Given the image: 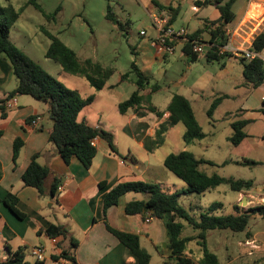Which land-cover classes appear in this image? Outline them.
<instances>
[{"label":"crops","instance_id":"obj_1","mask_svg":"<svg viewBox=\"0 0 264 264\" xmlns=\"http://www.w3.org/2000/svg\"><path fill=\"white\" fill-rule=\"evenodd\" d=\"M154 1L150 0V3L153 4L155 9H160L158 5L163 6L157 1H155V4ZM175 8L179 9V7ZM160 10L165 11V9ZM249 11L254 14L256 12V14L248 17ZM203 21L193 29L189 28L188 21L185 22V26L191 33L200 28L203 25ZM246 21L252 22L251 24L258 29L264 26V0H246L245 10L239 19V23L234 24L232 21L227 25V29L232 27L239 28ZM156 41L157 39L154 36L143 42L140 51L137 49L133 50L138 60L135 65L148 81V84H144L145 86L140 89V95H148L150 90H162L158 83L162 75H150L151 69L154 63L165 61L170 54L164 52ZM177 46L181 48V45ZM113 76H110L102 89L96 90L90 85L93 91L84 94V96L90 94L94 96L91 104L98 98L111 101L115 97L110 109L106 110L103 106L88 109L92 108L89 107L91 105L89 104L79 112L78 119L90 126L111 132L118 155L111 151L106 141L96 138V154L88 168L77 157H72L69 163H65L58 154L54 144L49 142L52 121L48 116L47 103L35 100L29 95H15L13 96L15 97V103L12 107L6 108L5 115H2L0 111V261L8 259L9 250L13 252L23 250L24 260L29 264H68L54 257L61 252V247H71V239H74L76 247H71V250L74 253L75 264H136V258L129 248L122 244L107 229L106 224L113 229L137 235L141 247L150 255V264H152L154 256L157 264H163L169 255V250L166 248L167 236L162 220L154 216L149 218L150 212L145 209L138 214H128L125 211V206L128 202L144 199L145 196L143 194L136 192L123 194L119 197L117 204L107 209L105 220L102 217L103 198L119 182L145 181L162 184L159 181L161 169H159V165L156 170L154 169V161L152 159L155 156V150L159 146L154 147L153 141L159 125L168 118L169 112L166 107L171 99L170 97L167 100L163 109L141 102L139 109L130 108L124 114H121L118 111V104L127 99L123 98L124 94L120 91L123 84L135 85V90L137 85L128 75L125 78H122V75H118L114 81H110ZM153 84L157 86L155 90L152 88ZM249 85L252 86L251 84ZM16 87L17 79L12 72L11 64L3 54H0V98H6ZM263 94L264 91L261 92L258 100L251 95L255 104H245L244 108L239 111L241 116L239 119L247 120L248 122L243 129L246 137L236 145V149L248 144L251 140L252 134L249 132V128L262 114L260 109L262 107ZM225 95L227 97L222 101L230 98L227 93ZM185 97L189 100L188 96ZM148 106L156 107V110L160 111L161 115L157 116L155 112L149 110ZM233 121L235 120H232L229 124L231 133L227 136V140L232 134L231 123ZM173 126H169L164 132L162 143H164L166 134ZM257 136L263 148V155L260 158H253L246 153L216 162L209 158L198 157L212 161L214 165L211 166L215 167L217 165L215 169L209 171H204L200 167V170L207 175L218 174L226 178L233 177L252 181L253 186L250 190L235 192L237 194L233 205L243 208L261 204L263 203L262 200H264V176H259L255 173V169L264 168V131H259ZM16 138H20L23 141V145L14 163L12 158L13 141ZM36 153H38L37 162L47 166L50 173L45 186L46 193L43 195H40L36 188L26 186L21 178L32 155ZM166 155L163 154L160 158L157 157L158 163L163 165ZM243 160H253L257 164L247 165L239 163ZM229 165L236 166L235 172H227L226 174L217 169L220 167L222 169L227 168ZM54 178H58L59 182L55 194L50 195L48 189ZM219 186L214 190L226 192L225 188L218 189L220 188ZM8 193L17 197L16 207L24 214L23 218H18L3 203L2 200ZM205 193L200 195L203 196ZM184 195L187 197L192 196L191 194ZM242 200L246 201L247 204L245 206H242ZM220 203L222 206L215 211L216 214L225 210V203ZM208 206L203 208L201 205H192L189 206V210L194 208L201 210L203 208V211H205ZM203 211H200V213ZM198 216L194 215L196 218ZM146 219L149 220L146 221ZM257 219L259 217L256 215L251 216V220ZM50 225L65 227L66 236H59L57 242L53 243L46 232ZM186 225L191 227L183 222L182 236L193 237L196 240L197 231L192 227L196 233L183 234ZM241 233L245 235L247 240H260V244L264 248V229L254 231L251 225L248 224L247 228ZM211 234H213V237L218 236V240L221 239L219 242L220 246H217L218 241H215L213 248L209 249L207 247L211 252L216 254L218 251L219 254L224 256L225 260L221 262L218 254H216L220 263L240 264L238 260L242 258L247 249L240 252L239 245L241 241L237 239L235 242L229 237L227 238L228 235L234 236L236 233L231 231L224 232L223 230L207 231V236ZM240 236L237 235V238ZM222 240H225V243ZM192 241L187 245L188 253L194 259L195 264H200L202 249L197 245L199 247L194 250L197 254L195 255L194 253L193 255V253H190L193 248L190 244ZM196 244H198L197 241ZM34 246H42L44 248L45 253L42 261H36L30 255L29 250ZM222 248L224 252L219 251ZM263 252L264 249L254 251V253L258 254Z\"/></svg>","mask_w":264,"mask_h":264},{"label":"trees","instance_id":"obj_2","mask_svg":"<svg viewBox=\"0 0 264 264\" xmlns=\"http://www.w3.org/2000/svg\"><path fill=\"white\" fill-rule=\"evenodd\" d=\"M235 1L198 0L195 2L198 6L212 4L220 13L219 17L215 20L205 19L203 25L189 36L198 37L202 33L208 34V41L213 44L204 54V57L208 61L218 60L224 56L218 54V46H223L228 41L227 25L234 20L235 15L232 11V5ZM28 3H32L38 8L36 0H28ZM158 7L170 12L171 15L168 22L172 24L178 15V8L172 5H158ZM19 11H16L11 4L0 7V54H3L9 60L12 72L17 79L15 90L9 93L6 98H0V111L2 115H5V105L11 97L15 95H29L35 100L48 104V116L52 121L49 142L54 144L58 154L63 158L65 163H69L72 157H77L86 168L90 167L96 154V148L90 144L93 138H101L106 141L111 151L118 155L111 132L99 127L90 126L78 119L79 112L93 102L94 96L92 94L84 96L78 90L65 86L64 83L33 61L10 39L9 28L18 19ZM106 18L117 22L109 7ZM43 31L50 40L45 57L58 62L65 72L81 74L96 90L103 88L105 82L112 75L113 69L104 68L90 59H85L82 65L73 50L47 30ZM248 48L256 52L264 48V26L254 34ZM181 50L192 62L199 58V55L191 50L189 43H186ZM239 60L242 65V75L245 81L253 87H264L262 61L258 58L251 61H246L242 58ZM131 67L137 74V89L129 98L118 104V111L121 114H124L130 108L139 109L141 107L142 96L139 94V91L145 86L144 84H148L147 78L142 76L135 63H132ZM125 76L127 74H123L122 78H125ZM152 88L155 90L157 86L153 84ZM226 97L227 95L223 94L212 100L207 111L209 117H211L213 111ZM148 108L150 111L155 112L157 116L161 115L160 111L156 110V107L148 106ZM166 110L169 112V115L167 120L162 122L155 132L154 147L162 143L163 134L168 127L179 122L185 127L182 136L185 143H191L194 140H201L205 137V133L196 121L191 104L185 96L179 94L172 95ZM260 111L264 115V100H262ZM247 122V120L238 119L231 123L232 134L228 138V141L232 145H238L246 137L243 129ZM22 145L23 141L20 138H16L13 141L12 158L14 163L18 158ZM37 157L38 153L32 155L21 178L26 186L36 188L39 194L43 195L46 193L45 186L50 173L47 166L37 162ZM204 163L214 165L212 161L197 158L192 152L187 150L169 153L163 160L164 167L186 184V189L183 190L184 194H204L221 184H227L230 190L234 192L247 191L253 186L252 181L247 179L226 178L218 174L207 175L200 170V165ZM239 163L247 165L257 164L253 160H243ZM58 182V178L53 179L48 189L50 195L55 194ZM128 192L141 193L145 196L142 200L130 201L126 204L125 211L128 214L142 213L145 209L152 216L160 218L164 224L167 236L166 248L169 250V255L163 264H195L194 259L190 257L187 250L188 243L194 239L193 237L182 236L183 222L197 231L195 239H199L197 243L202 249L199 263L221 264L217 255L207 248V231L229 230L234 233L243 232L247 228L252 215H256L264 221V203L255 204L247 208L233 205V212L219 215L215 211L222 205L220 202H213L196 218L180 205L178 200L180 194L165 192L160 183L145 181L119 182L111 188L103 198L102 217L104 220L107 209L117 204L119 197ZM2 201L18 218L24 217V214L16 207L17 197L14 194L8 193ZM106 227L122 244L129 248L136 258V264H150V255L141 247L137 235L113 229L107 224ZM46 232L50 237L66 236L67 234L65 227L60 225H50L46 229ZM70 244L72 248L76 247L74 239H71ZM71 247H61V252L54 258L61 259L68 264H75V257ZM0 264L29 263L24 260L23 250L14 252L9 250L8 259L0 261Z\"/></svg>","mask_w":264,"mask_h":264},{"label":"rangeland","instance_id":"obj_3","mask_svg":"<svg viewBox=\"0 0 264 264\" xmlns=\"http://www.w3.org/2000/svg\"><path fill=\"white\" fill-rule=\"evenodd\" d=\"M155 1L163 6L172 4L174 7H179L178 15L172 23L175 29L185 26L186 21L189 22V28L193 29L199 26L205 18L214 20L220 15L218 9L212 4L200 6L196 13L191 10L192 0ZM7 4H11L16 11L23 7L19 11L18 19L9 28L10 39L49 74L68 88L78 90L82 95L93 91V88L81 74L65 72L58 62L45 57L50 40L43 30H47L73 50L82 65L85 59H90L104 68L113 69L112 75L114 76L111 77L110 81H114L118 75L127 74L136 83L137 74L131 65L138 60L133 50L140 51L144 41L157 36V31L152 26L150 14L155 13L168 18L171 15L167 10L155 9L150 0H36L38 8L32 3H28V0H0V7ZM245 5L246 0H236L232 5V11L235 15L234 24L239 23ZM108 7L117 22L106 18ZM251 23L246 21L244 26L241 25V29L231 35L233 45L248 48V34L260 30ZM141 30H145L146 34L140 35ZM249 30L250 32L247 34ZM201 37L205 40L209 39L206 33ZM181 48L177 46L173 54L168 55V59L154 63L150 75H162L158 82L162 90H150L148 95H141L142 102L163 109L172 95L188 96L196 121L205 133V137L201 140L185 143L182 138L185 131L184 125L181 122L175 124L166 134L164 143L155 150V156L152 158L154 169L156 170L159 165V169H161L159 181L162 183V189L165 192L180 194L179 203L190 214L198 216L203 208L213 202L225 203V210L219 215L228 214L233 212V201L237 193L230 190L227 184H222L218 188H225L226 192L213 189L203 196L191 194L192 196L187 197L183 191L186 189V184L158 163L157 157L187 150L194 153L197 158H209L214 162L222 159L228 160L230 157L234 158L241 153H246L253 158H260L263 155V148L257 139V133L264 131L263 114H260V118L251 124L249 132L252 137L248 144L236 149V146L228 142L227 136L231 133L230 122L241 117L240 109H243L245 104H255L252 97L254 96L258 100L264 89L261 86L253 87L247 84L242 75L240 60H228L230 59L229 53L224 52L223 58L211 61H208L202 54L196 61L192 62L182 54ZM120 91L124 94L123 98H129L135 91V85L124 83ZM223 93L230 95V98L222 101L209 117L207 111L212 100L223 95ZM114 98L111 101L98 98L89 106L92 108L88 109L103 106L109 110ZM200 167L204 171H209L215 169L217 165L214 167L209 164H201ZM217 169L227 174V172H235L236 166L229 165L227 168L222 169L220 167ZM255 173L264 176V168L255 169ZM262 202L264 203V200ZM241 204L245 206L247 203L242 200ZM192 205H201L203 208L201 210L198 208L189 210V206ZM249 224L254 231L264 229V221L260 218L254 221L250 220ZM223 231L230 232L229 230ZM194 233L196 232L191 227L185 226L184 235ZM237 235L241 236L237 238ZM228 237L235 242L237 239L241 241L240 252L247 249L242 258L238 260L240 264H264V252L254 253L256 250L264 249L260 240H247L241 232H237L234 236L228 235ZM197 240L199 239L190 243L193 247L190 253L193 255L194 253L197 254L194 250L199 247L196 244ZM220 240H218V236L213 237L211 234L206 236V245L211 249L215 246L214 242L218 241L217 246H220ZM222 242L225 243V240ZM219 251L224 252L223 248ZM216 254H218L221 262L225 260L218 251ZM152 264H157L155 256Z\"/></svg>","mask_w":264,"mask_h":264},{"label":"built area","instance_id":"obj_4","mask_svg":"<svg viewBox=\"0 0 264 264\" xmlns=\"http://www.w3.org/2000/svg\"><path fill=\"white\" fill-rule=\"evenodd\" d=\"M198 0H193V5L191 6V10L193 12H197L199 6L195 3ZM152 26L157 31L156 43L163 49L164 52L172 54L177 45H181L183 47L186 43L191 45V50L198 55L205 54L213 44L208 40L203 39L201 36L198 37H189L190 32L186 26H181L179 29L173 28L172 24H169V18L166 16H160L159 14H150ZM243 25V24H242ZM245 25V23H244ZM243 25V26H244ZM253 25V24H252ZM242 27V26H241ZM241 27L233 29H227V33L229 35L228 41L223 46H218V54L223 55L224 52L230 54V59H245L246 61H251L255 58H258L262 61V66L264 68V48L261 51H252L249 48H242L240 46H235L232 44L231 35L235 34ZM256 32L253 31V34H248V43L250 44L254 34ZM145 30L140 31V35H145ZM262 100H264V94L262 96ZM15 103V97H11L5 107L8 109L13 106ZM96 138H93L90 141V144L95 147ZM152 214H149V218ZM149 219H146L148 221ZM58 237H51L53 243L57 242ZM250 242V241H249ZM252 243V242H251ZM30 255L36 261H42L44 259L45 250L42 246H34L29 250Z\"/></svg>","mask_w":264,"mask_h":264},{"label":"bare ground","instance_id":"obj_5","mask_svg":"<svg viewBox=\"0 0 264 264\" xmlns=\"http://www.w3.org/2000/svg\"><path fill=\"white\" fill-rule=\"evenodd\" d=\"M255 14H256V12H255ZM255 14H254L253 12H250V11H249L248 17H252V16H254Z\"/></svg>","mask_w":264,"mask_h":264}]
</instances>
